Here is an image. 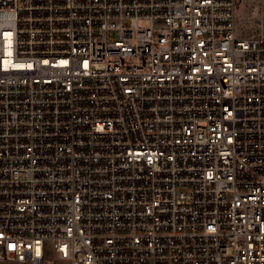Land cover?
<instances>
[{
  "label": "built area",
  "instance_id": "obj_1",
  "mask_svg": "<svg viewBox=\"0 0 264 264\" xmlns=\"http://www.w3.org/2000/svg\"><path fill=\"white\" fill-rule=\"evenodd\" d=\"M251 3L0 0V264H264Z\"/></svg>",
  "mask_w": 264,
  "mask_h": 264
},
{
  "label": "rangeland",
  "instance_id": "obj_2",
  "mask_svg": "<svg viewBox=\"0 0 264 264\" xmlns=\"http://www.w3.org/2000/svg\"><path fill=\"white\" fill-rule=\"evenodd\" d=\"M244 6H246L245 3ZM261 11H264V7L260 8L258 3H251L249 7H240V9L236 11V19L239 20L238 29L241 31L242 36L249 35L252 27L250 23L251 18L253 16L258 19Z\"/></svg>",
  "mask_w": 264,
  "mask_h": 264
},
{
  "label": "snow or ice",
  "instance_id": "obj_3",
  "mask_svg": "<svg viewBox=\"0 0 264 264\" xmlns=\"http://www.w3.org/2000/svg\"><path fill=\"white\" fill-rule=\"evenodd\" d=\"M8 35H11V33H8Z\"/></svg>",
  "mask_w": 264,
  "mask_h": 264
}]
</instances>
